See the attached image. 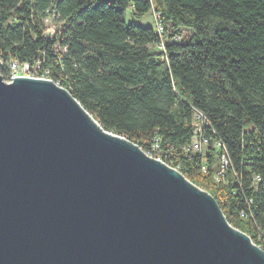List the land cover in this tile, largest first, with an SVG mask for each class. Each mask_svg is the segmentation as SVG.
Wrapping results in <instances>:
<instances>
[{"label": "trees", "instance_id": "16d2710c", "mask_svg": "<svg viewBox=\"0 0 264 264\" xmlns=\"http://www.w3.org/2000/svg\"><path fill=\"white\" fill-rule=\"evenodd\" d=\"M15 61L156 147L264 248V0H0L3 78Z\"/></svg>", "mask_w": 264, "mask_h": 264}, {"label": "water", "instance_id": "95a60500", "mask_svg": "<svg viewBox=\"0 0 264 264\" xmlns=\"http://www.w3.org/2000/svg\"><path fill=\"white\" fill-rule=\"evenodd\" d=\"M0 264H264V249L58 82L0 74Z\"/></svg>", "mask_w": 264, "mask_h": 264}, {"label": "built area", "instance_id": "2783aa9c", "mask_svg": "<svg viewBox=\"0 0 264 264\" xmlns=\"http://www.w3.org/2000/svg\"><path fill=\"white\" fill-rule=\"evenodd\" d=\"M160 30H162V27H160L159 28ZM19 75H27V76H32V77H39V76H35V75H33V74H29L28 73V71H27V65H22V66H20L16 61L15 62H12V64H11V74H10V76L7 78L8 79V81H11L14 77H16V76H19ZM200 127H198L197 128V132L198 131H200ZM157 146V145H156ZM193 147L195 148V149H197V148H199L200 147V144H199V142H198V140H195L194 141V143H193ZM142 148V147H141ZM143 149V148H142ZM156 149V147H154L153 148V150L152 151H145L144 149V151L148 154V155H150V156H152V157H155V158H157V159H160V160H162V161H164L163 159H161L159 156H154L153 155V151ZM165 162V161H164ZM222 166H221V169H220V171H219V176H222L223 175V171H224V168L227 166V163H228V161H227V159L225 158V156L223 155L222 156ZM259 246V245H258ZM259 247H261V246H259ZM262 248V247H261ZM264 249V248H263Z\"/></svg>", "mask_w": 264, "mask_h": 264}, {"label": "rangeland", "instance_id": "374dc122", "mask_svg": "<svg viewBox=\"0 0 264 264\" xmlns=\"http://www.w3.org/2000/svg\"><path fill=\"white\" fill-rule=\"evenodd\" d=\"M49 21V28L48 30L51 31L54 28V24L51 20ZM141 24L145 25V24H150V14L148 13V15H146L143 19H141L139 21ZM6 81H8V79L4 78Z\"/></svg>", "mask_w": 264, "mask_h": 264}]
</instances>
